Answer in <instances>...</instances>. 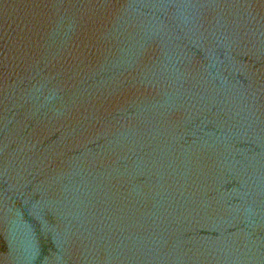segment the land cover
I'll return each mask as SVG.
<instances>
[{
    "label": "water",
    "instance_id": "1",
    "mask_svg": "<svg viewBox=\"0 0 264 264\" xmlns=\"http://www.w3.org/2000/svg\"><path fill=\"white\" fill-rule=\"evenodd\" d=\"M0 264H264V0H0Z\"/></svg>",
    "mask_w": 264,
    "mask_h": 264
}]
</instances>
